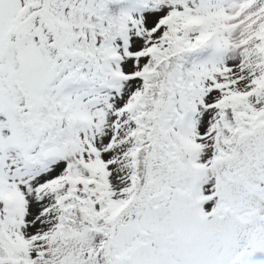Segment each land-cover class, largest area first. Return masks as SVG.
Instances as JSON below:
<instances>
[{
  "label": "snow or ice",
  "instance_id": "6c2138e0",
  "mask_svg": "<svg viewBox=\"0 0 264 264\" xmlns=\"http://www.w3.org/2000/svg\"><path fill=\"white\" fill-rule=\"evenodd\" d=\"M0 264H264V0H0Z\"/></svg>",
  "mask_w": 264,
  "mask_h": 264
}]
</instances>
